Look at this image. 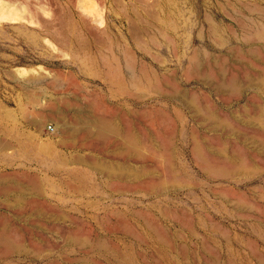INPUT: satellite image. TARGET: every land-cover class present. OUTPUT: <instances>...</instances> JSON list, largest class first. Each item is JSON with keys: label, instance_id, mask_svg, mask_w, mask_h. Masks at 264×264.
Instances as JSON below:
<instances>
[{"label": "rangeland", "instance_id": "374dc122", "mask_svg": "<svg viewBox=\"0 0 264 264\" xmlns=\"http://www.w3.org/2000/svg\"><path fill=\"white\" fill-rule=\"evenodd\" d=\"M70 26L95 55L109 53L105 44L111 42L116 50L127 45L138 63L165 78L161 94L116 95L101 76L81 72L54 36L57 31L71 35ZM258 30L264 32V0H0V178L28 183L39 174L43 182L35 196L6 192L0 183V225L9 223L22 245L0 251V264H264V144L259 139L264 137V88L257 83L264 77V33ZM73 42L79 46L76 38ZM230 80L235 87H220ZM174 87L195 95L227 121L226 128L196 121L179 99L169 97ZM102 98L98 106L87 105ZM66 104L90 107L116 128L110 127L102 141L72 142L58 117L77 115ZM129 109L136 111L135 119ZM128 130L138 134L146 156L140 162L121 154L120 165L150 169L143 178H112L85 165L69 168L74 156L116 161L117 139L121 142ZM193 136L211 162H244L250 168L206 172L193 154ZM169 139L173 151L167 161L154 141ZM46 140L63 156L48 149L36 158ZM220 148L225 156L216 154ZM170 161L181 182L150 187L170 177ZM68 173L77 185L85 177L84 185H69ZM20 193L25 207L10 210ZM39 203L43 215L31 210Z\"/></svg>", "mask_w": 264, "mask_h": 264}, {"label": "bare ground", "instance_id": "6f19581e", "mask_svg": "<svg viewBox=\"0 0 264 264\" xmlns=\"http://www.w3.org/2000/svg\"><path fill=\"white\" fill-rule=\"evenodd\" d=\"M171 21V19H170ZM176 25V23H175ZM172 27V26H171ZM256 27V26H255ZM58 33H56L54 36L55 38L62 43L65 47H67L70 50V54H71V59L72 61L76 62L79 64L80 70L81 72H84L89 75H99L101 76V78L103 79V81L107 84V86L109 87L111 93L116 94V95H122L124 97L127 98H135V99H140L142 96H144L145 94L149 93V92H158L160 91L161 94V89L164 87V85H167V81L165 80V78L157 73H155L154 71L150 70L145 64L143 63H138L134 54L130 51V49L128 48L127 45H122L118 50H116V46H114V43L111 42L110 44H105V46L110 50L109 53H103L100 55H95L93 53H91L90 51H88L86 49V43L83 41V37L79 35V33L77 32L76 27L74 26H70L69 28V32H71V35L69 33H66L65 31H57ZM259 35H263V31L262 30H258L257 32ZM92 34L94 35V33L92 32ZM160 36V35H159ZM73 38H76V40H78V44L79 46L76 47L73 45ZM92 39V38H91ZM93 42V41H92ZM104 45V44H103ZM95 46V45H94ZM102 46V45H101ZM256 50V49H254ZM252 52V51H250ZM95 53V52H94ZM257 53V52H256ZM252 54V53H250ZM208 57V56H207ZM255 57V55H254ZM257 57V56H256ZM255 59V58H254ZM262 61V60H261ZM264 61V60H263ZM122 62V63H121ZM98 63L101 66V69H96L94 68V64ZM192 64L194 65L195 70H200L199 67V62L198 60L192 58ZM201 64V63H200ZM203 64V63H202ZM264 64V63H263ZM210 64H208L209 66ZM249 65V63L247 64ZM252 65V64H250ZM207 66V67H208ZM203 67V66H202ZM222 67V66H221ZM253 67V66H252ZM251 67V68H252ZM192 68V69H194ZM204 68V67H203ZM191 69V70H192ZM126 70L127 73H124ZM204 70V69H203ZM221 70V69H220ZM226 70V69H225ZM255 70V69H254ZM259 70V69H256ZM201 71V70H200ZM208 71V70H207ZM218 71V70H217ZM193 72V71H192ZM199 72V71H197ZM206 72V71H205ZM263 72V71H262ZM231 73V72H230ZM161 74V73H160ZM217 74V73H216ZM219 74V72H218ZM264 74V73H263ZM207 75V74H206ZM261 75V74H260ZM220 76V75H219ZM241 76V75H240ZM172 77V76H171ZM210 77V76H208ZM212 77V76H211ZM234 77V76H233ZM256 76H254L255 79ZM207 78V76H206ZM203 79V78H202ZM76 83V82H75ZM256 84V82H254ZM257 83L259 84V86L264 88V77L260 76L258 77ZM180 84V83H178ZM216 84V83H215ZM251 84V82H250ZM249 84V85H250ZM211 85V84H210ZM215 86V85H214ZM236 85L234 84L233 80H230L226 83H222L220 85L221 88H233ZM183 88V87H182ZM217 89V88H216ZM219 90V89H218ZM226 90V89H225ZM224 90V92H226ZM242 91V90H241ZM170 95L169 97H175L177 99L180 100V102L186 106V108L191 112L192 116L196 119V121L201 123H206L208 126L209 124L212 126H216L218 124H222L223 126L227 123V121L223 118H220L219 116H217L215 114V112H213V110L209 107H203L199 104L197 98L195 95L193 94H189L188 92H186V90H181L177 87L172 88V91L169 92ZM218 93V92H217ZM221 93V91H220ZM228 93V92H227ZM164 94V93H163ZM167 94V93H165ZM158 95V94H157ZM75 96V95H74ZM159 96V95H158ZM167 96V95H166ZM103 98L102 100H98L97 102L93 103V104H87L89 106L92 105H99V102L102 101L103 102ZM253 101V100H252ZM254 102V101H253ZM255 106L256 105V102ZM253 104V103H252ZM260 104V103H259ZM85 105V106H87ZM67 106L68 111L73 112L75 114H77L75 116V118H73L72 120H67L65 119V117H60L58 115V117L61 119H59L61 121V125L60 127L62 128V130H64L66 132V134L69 136V139H71V141L73 142L74 140H78L81 139H85V140H91L93 142V140H100L104 139L107 136V131L109 130L110 127H113L114 125L110 126L113 122L111 118H105V117H98L97 115H93L91 112V109L89 107V109H84L81 105H79L77 108L73 107L72 105H65ZM88 107V106H87ZM86 107V108H87ZM250 107V106H249ZM110 108V107H109ZM155 108V107H154ZM256 108V107H255ZM127 109V108H126ZM152 110V109H151ZM150 111V110H149ZM130 116L132 117V119H135L134 117H136V111L134 110H130ZM143 112V111H142ZM148 112V110H147ZM153 112V110H152ZM245 112V111H244ZM57 113V112H56ZM81 113H85L86 115H81ZM117 113V112H116ZM248 113V112H246ZM58 114V113H57ZM62 114V112H61ZM69 114V113H68ZM148 114V113H147ZM242 114V113H241ZM63 115V114H62ZM65 115V114H64ZM74 115V114H73ZM140 115V114H139ZM221 115V114H220ZM222 116V115H221ZM241 116V115H240ZM67 117V115H66ZM70 117V116H69ZM72 117V116H71ZM138 117V116H137ZM235 117V116H234ZM254 117L258 118V120L261 121V117L258 116V114H256ZM118 118V117H117ZM241 119V118H240ZM239 119V120H240ZM116 120V119H115ZM141 120V119H138ZM242 120V119H241ZM244 120V119H243ZM253 122L254 120L251 119ZM41 121V120H40ZM142 121V120H141ZM238 121V120H237ZM248 121V120H245ZM115 122V121H114ZM244 122V121H243ZM251 122V121H250ZM251 122V125L252 123ZM37 123V122H36ZM209 123V124H208ZM256 123V122H255ZM253 123V125L255 124ZM118 124V122H117ZM244 124V123H243ZM121 126V125H120ZM203 126V125H202ZM255 127L257 126L254 125ZM115 127V126H114ZM207 127V126H206ZM225 127V126H224ZM237 127V126H236ZM252 127V126H251ZM56 128V127H55ZM116 128V127H115ZM113 128V129H115ZM118 128V127H117ZM135 128H137L135 126ZM218 128V127H217ZM226 128V127H225ZM239 128V127H238ZM262 129V135L264 136V125L260 127ZM133 129V128H132ZM216 129V128H215ZM224 129V128H223ZM130 130V129H129ZM129 130L127 131V133L123 134L121 138V142L119 145L120 151H116V154L119 152V156L122 154L124 156L128 155L131 158H133L135 161H140L143 162L141 160H143V158L146 156L142 153L141 150V145H140V138L138 137V134H135L137 132V130L134 132H129ZM222 130V129H221ZM247 130V129H246ZM55 131V129H54ZM63 131V132H64ZM131 131V130H130ZM220 131V130H219ZM65 132L63 133L64 136L67 137V135L65 134ZM242 132V131H241ZM240 132V134H242ZM252 132V131H251ZM249 132V133H251ZM141 133V132H140ZM139 133V134H140ZM233 133H235L233 131ZM232 133V134H233ZM244 133V132H243ZM253 133V132H252ZM109 135V133H108ZM152 135V134H151ZM224 135V134H223ZM228 135V134H227ZM229 136V135H228ZM227 136V137H228ZM236 136V135H235ZM239 136V135H238ZM151 137V136H149ZM223 137V136H222ZM249 137V136H248ZM148 137H146L147 139ZM154 138V137H153ZM240 138V137H239ZM241 139V138H240ZM259 139H261V142L264 144V137H260ZM155 140V139H154ZM242 140V139H241ZM49 140L43 141L42 142V146H40V152H44L46 153L48 151V149H50V143L48 142ZM63 141V140H62ZM67 141V138H66ZM140 141V142H139ZM247 141V140H246ZM245 141V142H246ZM255 141H257V139H255ZM254 141V142H255ZM77 142V141H75ZM124 142V143H123ZM156 142V144H158V148L159 150L161 149L162 154L164 155V157L167 159V161L169 160V158L171 157V152L173 151L172 147H173V141L171 139H169L168 141H154ZM205 142V141H204ZM244 142V143H245ZM63 143V142H62ZM64 143L65 142V138H64ZM68 144H70L71 142H67ZM119 143V142H118ZM123 143V145H122ZM75 144V143H74ZM73 144V145H74ZM208 144V143H206ZM247 144V143H246ZM144 145V144H143ZM4 146V145H3ZM258 146V145H257ZM256 146V147H257ZM207 147V146H206ZM252 147V146H250ZM255 147V146H254ZM253 147V148H254ZM211 148V147H209ZM209 148L207 147V149L209 150ZM252 148V149H253ZM264 148V146H263ZM145 149V148H144ZM171 149V150H170ZM249 149V146H248ZM256 149H260V148H256ZM262 149V148H261ZM2 150V149H1ZM158 150V149H157ZM254 150V149H253ZM215 151V149H214ZM213 151V152H214ZM225 149L224 148H220L218 151H215L216 154H219L221 156H225ZM249 151V150H248ZM258 151V150H257ZM58 152V151H57ZM211 152V151H210ZM153 153V152H152ZM249 153V152H248ZM193 154L195 156V158L200 162L201 166L206 170V172L209 173H214V174H225L227 172H231L233 170H248L250 167L248 165H246L244 162H241L239 165L234 166L233 164H229L228 165L226 163H214L211 162L208 158V154L206 152H204V149L202 147V145L199 143V141L197 140V138L195 136H193ZM118 155V154H117ZM121 155V156H122ZM156 155V154H154ZM213 155V153H212ZM153 157V155H151ZM217 156V155H216ZM264 156V155H263ZM78 157V156H77ZM80 157V156H79ZM156 157V156H154ZM71 159V158H70ZM77 159V158H76ZM81 159V158H80ZM237 159V158H235ZM241 159V158H240ZM83 160V159H81ZM80 160V162H81ZM68 161V160H67ZM73 161V160H70ZM75 161V160H74ZM73 161V162H74ZM83 162V161H82ZM93 162V161H92ZM95 162V161H94ZM102 162V161H101ZM100 162V163H101ZM118 162V161H117ZM92 164V163H91ZM96 164V163H94ZM113 164V163H111ZM110 164H105L103 163L100 164V167L103 168V170L107 171L108 174L114 172V168L113 166ZM133 164V163H132ZM97 165V164H96ZM94 165V167L96 166ZM99 166V165H98ZM112 166V167H111ZM168 172H169V176L170 177H165L164 179H156L157 181H155L154 183H150V187L152 188H162L163 186L168 185L169 183H180L181 179L178 176V173L175 171L174 166L172 165V162L170 161L168 163ZM138 167V166H136ZM141 167V166H140ZM143 167V166H142ZM97 168V167H96ZM98 170H100V168H97ZM116 169V168H115ZM147 170V171H146ZM150 170V169H149ZM149 170L147 168H145V171L148 173ZM145 171L143 168H135L132 166H127V167H123L122 166H118V168L116 169V172L118 173V176L120 178H128L131 177L134 180L140 179L143 175H145ZM151 171V170H150ZM35 172V171H34ZM28 173V172H25ZM106 173V172H104ZM116 173V174H117ZM33 174V173H30ZM109 174V176H110ZM4 175V174H3ZM6 175V174H5ZM4 175V177H5ZM13 175V173H12ZM29 176V174H27ZM39 175V174H38ZM114 174H112L113 176ZM1 176V175H0ZM18 176V175H17ZM36 174L34 175V178L36 179ZM115 176V175H114ZM162 176V175H161ZM164 176V175H163ZM9 179L11 176H7ZM6 177V178H7ZM20 177V176H19ZM40 177V176H39ZM150 177V176H149ZM6 178H0V183H3L2 186H4L5 190L4 191H17L18 192H23V194H30V193H38V189L42 190V186H40V183L36 182L37 180L32 179L29 181L28 178H26L28 183L23 182L22 180L18 181H9ZM16 178V177H15ZM143 178V177H142ZM162 178V177H161ZM13 179V178H12ZM10 179V180H12ZM22 179V178H21ZM40 180V179H39ZM37 183V184H36ZM69 183V182H68ZM39 184V186H37ZM1 186V185H0ZM39 187V188H38ZM177 187V185H176ZM1 189H3L1 187ZM3 191V193H4ZM9 193V192H8ZM5 193V194H8ZM20 195L22 196V193H20ZM39 195V194H38ZM17 196V194H16ZM19 196V195H18ZM35 196V195H34ZM11 197V195H10ZM28 197V196H27ZM13 198V197H12ZM23 198V196H22ZM20 198L16 197L15 199H13V204H11V208L10 210H17L20 211L23 207H25V198ZM28 202V201H26ZM40 202V201H39ZM10 204V203H9ZM8 205V204H7ZM9 206V205H8ZM27 206V205H26ZM34 207V209L31 210H36L40 213V215H43L45 213L43 206L40 205H32ZM30 210V211H31ZM13 212V211H12ZM24 212V211H23ZM26 212V211H25ZM24 212V213H25ZM46 212V211H45ZM19 213V212H18ZM34 213V212H33ZM37 213V212H36ZM37 213V214H39ZM21 215V213H19ZM30 214V213H29ZM28 214V215H29ZM19 215V216H20ZM25 215V214H24ZM23 215V216H24ZM36 215V214H35ZM39 215V216H40ZM22 216V215H21ZM48 216V215H47ZM29 217V216H28ZM32 217V216H31ZM44 217V216H43ZM46 217V216H45ZM18 219V218H17ZM26 219V218H25ZM29 219V218H28ZM9 220V219H8ZM20 221V220H19ZM11 223V222H10ZM12 228H10L9 223L7 224L6 221L3 222V224L0 225V251H4V253L6 252H11L10 250H18L17 248L20 249V247H22V245L19 244V242L17 240H15V238L12 237L11 235V230ZM75 236V235H74ZM74 236H70L73 240H76V238ZM79 236V235H77ZM82 238V237H81ZM71 239V240H72ZM69 242V241H68ZM24 248V247H23ZM22 249V248H21ZM25 250V249H24ZM22 250V251H24ZM13 252V251H12Z\"/></svg>", "mask_w": 264, "mask_h": 264}, {"label": "crops", "instance_id": "0c3cea01", "mask_svg": "<svg viewBox=\"0 0 264 264\" xmlns=\"http://www.w3.org/2000/svg\"><path fill=\"white\" fill-rule=\"evenodd\" d=\"M117 141L119 142L118 144H117V146L114 148V156H115V158L117 159L116 161H113V162H110V161H102L101 162V160H97V159H92V160H89L88 158H86V157H82L81 156V159H83V160H81V159H78L79 157H77V156H74V162H72V165H71V163H70V167L69 168H71V169H78V168H80V166H88V167H90V168H92V169H95V170H97V171H99L100 173H102V174H104V175H106V176H108V177H112V178H120L119 176H118V173L116 172V169L118 168V166L120 165V160H119V152L116 154V152H115V150L116 151H120V148H119V145H120V141H119V139H117ZM24 145H26V147H27V145L28 144H24ZM42 145V144H41ZM58 150H56V148L54 147V146H51L50 147V149H49V153H52V154H55V156H63V154L61 153V152H57ZM27 151H24V153H25V155H29V153L27 152ZM35 154H37V153H34L33 155H35ZM41 155V156H40ZM39 156V157H38ZM38 156H36V158H41L42 159V153L41 152H39V155ZM28 158V157H27ZM33 158H35V156L33 157ZM77 158V159H76ZM80 160H81V162H80ZM83 161V162H82ZM93 161V162H92ZM95 161V162H94ZM118 161V162H117ZM101 162V163H100ZM92 163V164H91ZM94 163H96V164H94ZM103 163H105V164H109V167H110V164L111 163H113V164H111L112 166H113V168H114V172H112L111 174H110V176H109V174H108V172L107 171H105V170H103V172H102V169L103 168H101L100 167V164H102L103 165ZM94 165H96L95 167H94ZM99 165V166H98ZM79 166V167H78ZM111 166V167H112ZM121 166V165H120ZM67 167H68V165H66V169H67ZM100 168V170H98L97 168ZM116 168V169H115ZM81 169V168H80ZM82 170V169H81ZM104 172H106V173H104ZM117 173V174H116ZM24 174H25V176H28L27 174H29V173H25L24 172ZM69 174V176H68V179H67V183L69 184V185H75L76 187H82L83 185H84V183H85V177L84 176H82V177H84V180L82 181H80V184L79 185H77V184H75V181L73 180V178H72V175L70 174V173H68ZM112 174H114L113 176H112ZM40 176V175H39ZM38 175H36L35 177H36V179L34 178V175L32 176L33 177V179H35V180H37L36 182H38L39 180L37 179V177H39ZM41 177V176H40ZM43 177V176H42ZM37 195L39 194V193H36ZM35 193H34V195H36Z\"/></svg>", "mask_w": 264, "mask_h": 264}, {"label": "built area", "instance_id": "2783aa9c", "mask_svg": "<svg viewBox=\"0 0 264 264\" xmlns=\"http://www.w3.org/2000/svg\"><path fill=\"white\" fill-rule=\"evenodd\" d=\"M48 129L51 130V131H54V127L51 126V125L48 126Z\"/></svg>", "mask_w": 264, "mask_h": 264}]
</instances>
